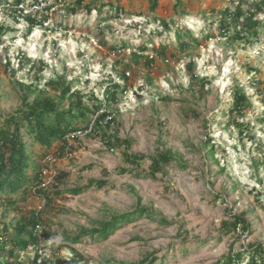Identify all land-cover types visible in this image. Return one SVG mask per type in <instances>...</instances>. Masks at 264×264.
<instances>
[{
	"label": "rangeland",
	"instance_id": "rangeland-1",
	"mask_svg": "<svg viewBox=\"0 0 264 264\" xmlns=\"http://www.w3.org/2000/svg\"><path fill=\"white\" fill-rule=\"evenodd\" d=\"M14 2L0 0V22L15 29L0 47V110L20 107L18 81H35L39 60L45 61L39 88L54 96L58 89L49 81L60 79L74 89L102 94L109 74L119 77L130 71L129 92L110 107L116 123L101 131L133 139L134 152L154 155L172 149L186 164L172 162L153 178L147 175V158L132 172L121 173L126 166L122 149L108 148L100 131L80 136L76 150L58 159L56 172L49 176V190L58 186L63 191L44 212L45 230L52 234L47 242L59 252L54 264H66L63 258L71 248L88 264L105 259L135 262L151 253L156 263L212 264L231 248L264 243V12L254 8L255 17L244 16L229 33H222L221 12L237 6L238 0H160L154 11L151 0H85L84 5L69 0L49 16L48 26L30 31ZM29 5L25 0L23 13ZM244 23L258 28V38L249 34L243 41L233 39ZM22 54L35 65L20 62ZM238 89L249 94L253 106L241 116L229 115ZM103 168L110 171L106 186L70 191L103 178ZM141 206L174 223L142 217L107 239L85 235L74 242L66 237ZM27 207L45 208V202L31 197ZM230 212H246L251 234L222 235L221 223ZM17 216L16 211L5 215L0 204V231L3 222L9 225L16 252L21 249L13 240ZM8 250L0 249V264L10 260Z\"/></svg>",
	"mask_w": 264,
	"mask_h": 264
},
{
	"label": "trees",
	"instance_id": "trees-1",
	"mask_svg": "<svg viewBox=\"0 0 264 264\" xmlns=\"http://www.w3.org/2000/svg\"><path fill=\"white\" fill-rule=\"evenodd\" d=\"M22 1L15 0L14 4L18 6ZM159 1L151 0V9L153 11L158 7ZM251 1L254 2L251 3ZM37 3H40V0H31L30 4L35 5ZM76 3L84 5L85 0H76ZM177 3H182V0H177ZM50 7L47 6L46 8L49 9ZM84 7L88 10L90 8L88 4H85ZM254 8L256 9L255 11L264 12V0H238V4L234 8H225L221 12V32L229 33L231 26L239 25L244 16L255 17ZM75 9L74 11H76ZM36 12H39V10ZM33 14L23 15L30 31L36 24H42L47 19V15L43 14L39 19L38 15L34 16ZM120 14L121 12L117 10V16ZM14 30V27L7 25L5 22H0V47L5 43L6 35L14 32ZM249 34L258 38V28L253 27L250 23H244L241 29L236 30L233 39L243 41L247 39ZM144 49L146 48L144 47ZM19 60L23 63L33 61L25 54H22ZM153 61V57L148 58L147 64L150 65ZM33 64L35 65L34 61ZM44 64L45 61L43 60H39V64H36V78L32 83L26 84L18 81L22 95L20 107L12 112L0 110V204L5 207V215L10 211L18 212L13 224L15 234L13 240L19 246V249L26 248L35 241L34 229L38 224L45 226L44 212L50 211L55 197H60L63 194V191L58 186L51 191L49 188H43L40 185L43 171L49 167V158L61 159L67 157L68 153H73L78 144H80L78 136L72 138L76 145L70 143L67 136L73 132L88 130L92 124L90 132L100 131L108 148L122 149V156L126 166L120 168L121 173L132 172L147 158L151 160L147 175L153 178L158 173H165V168L172 162H177L180 167H186V164L172 149L159 150L154 155L134 152L131 150L133 139L122 138L116 132L108 134L101 131V129H107L116 123V115L110 107L116 106L122 100V97L125 96V91L128 90L127 80L129 76H127L125 71L119 75L122 81H116L113 74L108 75L106 86H104V82L102 83L104 86V98H102L101 93H97L95 90L84 92L80 89H74L71 83L65 84L60 79L48 82V84L54 83L58 89V94L54 96L49 94L45 88H39L41 81L39 75L44 71ZM193 64V62H190L189 68H193ZM258 94L263 95V90L260 87L258 88ZM252 106L253 102L245 90H235L229 107V115L236 114L241 116ZM262 120L264 121V118ZM234 122L239 127L243 126L237 119H234ZM240 132L242 134L246 133L242 128ZM247 134L252 138L249 132ZM102 174L103 178L89 179L87 184L76 186L70 191L78 194L93 185L100 188L106 186L108 183L106 177L109 176L110 171L107 168H103ZM57 179H59V176ZM130 189L135 191L133 187ZM35 196L45 198V208L30 209L27 207L29 199ZM230 213V218L224 219L221 223L220 230L222 235L233 233L239 238L244 233L251 234L252 223L248 219L246 212ZM142 217H150L161 224L169 225L174 223V220L162 216L148 207L141 206L132 211L112 215L107 220L98 221L97 225L91 228L82 227L79 233L66 237L74 242H79L85 235L107 239L123 224L133 222ZM9 233V225L3 222L2 230L0 231V249L4 251L9 246V256L12 258L18 251L14 250ZM43 234L45 237L52 236L46 230H44ZM10 244L13 245L11 249ZM70 250L73 256L66 264H88L89 260L77 250L74 248ZM246 256L248 257L246 264H264V243H249L242 250L231 248L228 253H225L212 264H244ZM11 258L4 264L14 263L15 259ZM157 259L151 253L142 260L135 262L105 259L100 261L99 264H165L156 263ZM33 264H37L35 260Z\"/></svg>",
	"mask_w": 264,
	"mask_h": 264
},
{
	"label": "built area",
	"instance_id": "built-area-1",
	"mask_svg": "<svg viewBox=\"0 0 264 264\" xmlns=\"http://www.w3.org/2000/svg\"><path fill=\"white\" fill-rule=\"evenodd\" d=\"M68 1L69 0H40V3H37L35 5H29V9L25 10V13L22 12L21 8H24V4H25V0H23L22 2H20V4H18V6H16L19 9L20 14L23 16L24 14H30V13H34L33 15L37 14L40 12V10H42V14L41 16L47 15V19L42 23V24H36L35 26H43V24H45V26H48L49 22L51 21V18L49 17L54 11L58 10L60 7H64L66 5H68ZM31 3V0H30ZM47 6H51L49 9H47ZM37 10H39V12H36ZM40 16V18H41ZM39 18V19H40ZM34 26V27H35ZM33 27V28H34ZM126 74L129 76L131 75V72H126ZM114 78L116 79V81H122L118 75H114ZM129 91H125V96ZM132 92V91H131ZM102 98H104V90L102 91ZM110 117V116H109ZM92 130V124L90 126V128L88 130L85 131H76L73 132L72 134H69L67 137L70 140V143L73 144V140L72 138L74 136H83V135H87L90 131ZM72 153H68V156H70ZM58 159L57 158H49L48 162H49V167L45 168L43 171V176H42V183H41V187L43 188H49V183H50V177L49 176H53V174L56 172L55 171V166L53 165ZM39 198L43 199V201L45 202V198L44 197H40ZM44 230H45V226L43 224H38L36 226V228L34 229V237H35V241L32 244H29L26 248H22L17 252V259L15 260L14 263H8V264H20L23 263L25 259L30 258L33 261L35 260L37 264H54V260L57 258V256L59 255V252L57 254V252H55L52 248L51 245L49 244V242H47L48 240L46 239V237L44 236ZM9 248V246L7 247ZM67 253V256L65 255L63 260H67L69 261L72 256L73 253L70 252H65ZM69 254V255H68Z\"/></svg>",
	"mask_w": 264,
	"mask_h": 264
}]
</instances>
